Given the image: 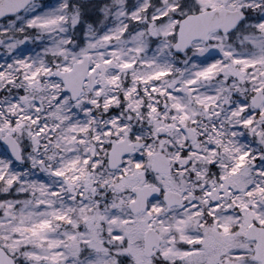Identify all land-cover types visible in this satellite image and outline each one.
Returning a JSON list of instances; mask_svg holds the SVG:
<instances>
[{"label":"snow or ice","instance_id":"obj_1","mask_svg":"<svg viewBox=\"0 0 264 264\" xmlns=\"http://www.w3.org/2000/svg\"><path fill=\"white\" fill-rule=\"evenodd\" d=\"M0 264H264V0H0Z\"/></svg>","mask_w":264,"mask_h":264}]
</instances>
